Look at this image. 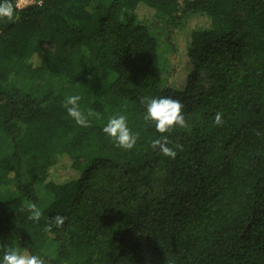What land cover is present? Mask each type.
Here are the masks:
<instances>
[{
	"label": "trees",
	"instance_id": "1",
	"mask_svg": "<svg viewBox=\"0 0 264 264\" xmlns=\"http://www.w3.org/2000/svg\"><path fill=\"white\" fill-rule=\"evenodd\" d=\"M31 1L0 20V192H17L0 201V264L9 249L45 264H264V0ZM72 95L90 127L68 116ZM142 97L179 100L188 128L158 133ZM117 115L131 150L102 131ZM161 136L174 159L151 148Z\"/></svg>",
	"mask_w": 264,
	"mask_h": 264
},
{
	"label": "clouds",
	"instance_id": "2",
	"mask_svg": "<svg viewBox=\"0 0 264 264\" xmlns=\"http://www.w3.org/2000/svg\"><path fill=\"white\" fill-rule=\"evenodd\" d=\"M15 12L16 5L14 0H0V20H13ZM80 100L81 97L79 95L68 96L63 103V107L75 124L81 127H90L89 117L93 116L94 113L89 109L87 115H85L80 109ZM140 102L146 106L145 121L154 122L155 129L158 133H166L174 126L188 128V124L182 113L184 105L179 100L171 97L154 99L142 97ZM222 116V113H216L214 117V123L216 125L219 126L223 124ZM102 131L108 135L119 148L131 150L137 143L138 134H134L128 127L125 115H117L109 118ZM257 134L259 135V133ZM169 144L170 141L167 137L161 136L160 138L153 139L150 146L153 150L158 149L162 155L174 159L177 152L173 150ZM176 147L182 150L181 145H176ZM28 210L30 212L28 219L33 222H39L42 216L41 209L35 203H30ZM66 220V216L56 215L51 218V223L59 229L64 226ZM46 231H51V227H47ZM2 264H45V261L38 255L27 252L21 253L19 250L9 249L3 255Z\"/></svg>",
	"mask_w": 264,
	"mask_h": 264
},
{
	"label": "rangeland",
	"instance_id": "3",
	"mask_svg": "<svg viewBox=\"0 0 264 264\" xmlns=\"http://www.w3.org/2000/svg\"><path fill=\"white\" fill-rule=\"evenodd\" d=\"M31 2H32L31 0H18V3H19L20 7H25V6L29 5ZM145 19L149 23H151L155 19V13L152 12V11L147 12ZM157 25L160 26L161 24L157 23ZM187 30H190V29L187 28ZM177 38H178V41H179V43L181 45V48H182L181 62L183 64H185V61H186V59H185V49L187 48V44L189 42L190 31H184V32L179 33ZM159 42H160V50L163 52L162 57L169 64V58L171 56V52L166 47L165 36L164 35L159 38ZM183 70L185 71L184 68H183ZM53 174L55 175V178L58 179V180L59 179L65 180L68 177L73 175V173L69 170V168L61 169L60 171H54ZM16 194H17V192L15 190L5 189V190L0 192V201H5V200L7 201L10 198H12L13 196H15ZM50 250H52V249H50ZM47 264H48V262H47Z\"/></svg>",
	"mask_w": 264,
	"mask_h": 264
}]
</instances>
